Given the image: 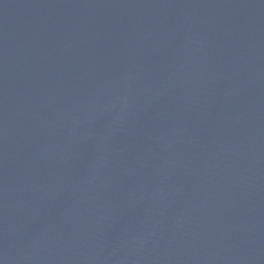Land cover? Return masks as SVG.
Here are the masks:
<instances>
[{
  "label": "water",
  "instance_id": "water-1",
  "mask_svg": "<svg viewBox=\"0 0 264 264\" xmlns=\"http://www.w3.org/2000/svg\"><path fill=\"white\" fill-rule=\"evenodd\" d=\"M0 264H264V0H0Z\"/></svg>",
  "mask_w": 264,
  "mask_h": 264
}]
</instances>
